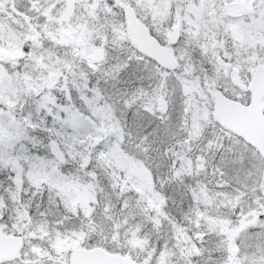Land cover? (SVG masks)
Here are the masks:
<instances>
[{"label": "snow or ice", "instance_id": "6c2138e0", "mask_svg": "<svg viewBox=\"0 0 264 264\" xmlns=\"http://www.w3.org/2000/svg\"><path fill=\"white\" fill-rule=\"evenodd\" d=\"M0 264H264V0H0Z\"/></svg>", "mask_w": 264, "mask_h": 264}]
</instances>
